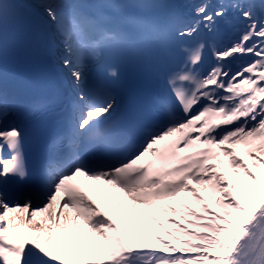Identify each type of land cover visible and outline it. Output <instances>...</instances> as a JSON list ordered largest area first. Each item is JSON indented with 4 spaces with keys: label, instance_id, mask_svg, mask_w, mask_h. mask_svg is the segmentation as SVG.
Returning <instances> with one entry per match:
<instances>
[{
    "label": "snow or ice",
    "instance_id": "1",
    "mask_svg": "<svg viewBox=\"0 0 264 264\" xmlns=\"http://www.w3.org/2000/svg\"><path fill=\"white\" fill-rule=\"evenodd\" d=\"M38 49L51 136L7 87ZM0 264H264V0H0Z\"/></svg>",
    "mask_w": 264,
    "mask_h": 264
},
{
    "label": "bare ground",
    "instance_id": "2",
    "mask_svg": "<svg viewBox=\"0 0 264 264\" xmlns=\"http://www.w3.org/2000/svg\"><path fill=\"white\" fill-rule=\"evenodd\" d=\"M82 183L85 184H93L97 182H91V181H82ZM99 184H103V182H98ZM107 187L106 186L104 189L98 190L95 193L89 192V197L92 199L94 202L97 203V207L99 208L100 212L102 213H107V205H106V197H107Z\"/></svg>",
    "mask_w": 264,
    "mask_h": 264
}]
</instances>
